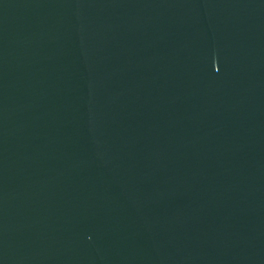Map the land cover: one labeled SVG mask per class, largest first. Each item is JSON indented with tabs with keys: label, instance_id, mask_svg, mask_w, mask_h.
<instances>
[{
	"label": "water",
	"instance_id": "1",
	"mask_svg": "<svg viewBox=\"0 0 264 264\" xmlns=\"http://www.w3.org/2000/svg\"><path fill=\"white\" fill-rule=\"evenodd\" d=\"M0 264H264V0H0Z\"/></svg>",
	"mask_w": 264,
	"mask_h": 264
}]
</instances>
